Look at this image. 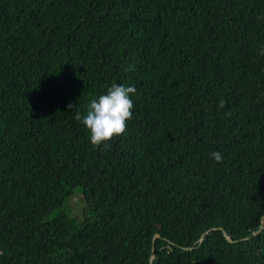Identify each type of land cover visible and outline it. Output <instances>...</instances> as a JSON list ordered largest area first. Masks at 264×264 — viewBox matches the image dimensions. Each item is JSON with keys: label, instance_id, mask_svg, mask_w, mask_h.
<instances>
[{"label": "trees", "instance_id": "obj_1", "mask_svg": "<svg viewBox=\"0 0 264 264\" xmlns=\"http://www.w3.org/2000/svg\"><path fill=\"white\" fill-rule=\"evenodd\" d=\"M114 83L97 148L75 117ZM0 252L264 264V0H0Z\"/></svg>", "mask_w": 264, "mask_h": 264}, {"label": "clouds", "instance_id": "obj_2", "mask_svg": "<svg viewBox=\"0 0 264 264\" xmlns=\"http://www.w3.org/2000/svg\"><path fill=\"white\" fill-rule=\"evenodd\" d=\"M125 71H132V68L129 67ZM135 94L134 86L114 83L107 89L106 94H101L90 101L85 115L77 113L75 118L89 130L93 146L107 147L111 141L126 134L128 121L133 119L135 102L132 96ZM218 107L224 108L225 102L221 100ZM69 108H72V105H69ZM225 115L230 117L232 113L229 111ZM211 156L217 163L223 161L220 152H213ZM0 255H3V252H0Z\"/></svg>", "mask_w": 264, "mask_h": 264}, {"label": "water", "instance_id": "obj_3", "mask_svg": "<svg viewBox=\"0 0 264 264\" xmlns=\"http://www.w3.org/2000/svg\"><path fill=\"white\" fill-rule=\"evenodd\" d=\"M206 233V232H205ZM205 233H203V235H205ZM223 234L226 236L225 232L223 231ZM202 235V236H203ZM158 237V234H155L154 235V238ZM226 239L229 240V241H232L230 237L226 236ZM153 256H154V250L152 249V254H151V260L153 259Z\"/></svg>", "mask_w": 264, "mask_h": 264}]
</instances>
